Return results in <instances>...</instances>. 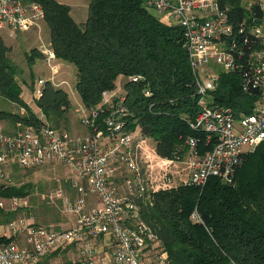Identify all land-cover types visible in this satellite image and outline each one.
Masks as SVG:
<instances>
[{"label": "built area", "instance_id": "1", "mask_svg": "<svg viewBox=\"0 0 264 264\" xmlns=\"http://www.w3.org/2000/svg\"><path fill=\"white\" fill-rule=\"evenodd\" d=\"M144 3L182 29L198 95V113L188 124L204 133L209 147L199 151V138L186 135L187 150L181 159L157 155L139 130H126L125 94L117 89L104 90L93 107L77 105L81 125L90 128L83 135L48 122L12 132L0 126V188L13 184L14 166L32 169L61 162L65 166L61 180L72 193L57 178L47 200L59 201L61 210L74 217L66 228L39 224L20 213L25 206L22 196L0 194V264H39L71 243L79 246L82 264H172L158 235L142 219L139 201L153 190L175 186L173 168L178 163L186 172L182 184L200 187L210 177L231 182L246 155L264 141V0H258L259 16L251 15L247 33L242 25L233 28L228 8L220 0ZM43 19L44 8L36 1L0 0V33L5 30L13 36ZM38 50L50 73L41 83L55 84L58 63L51 43L43 40ZM211 65L225 72L238 70L241 88L257 93L251 112L236 115L210 99L219 74L206 72ZM141 79V75L129 76L131 81ZM156 159L161 180L155 187L147 171ZM2 210L11 216L2 219ZM191 217L199 220L196 211ZM99 236L109 242L110 252L99 251Z\"/></svg>", "mask_w": 264, "mask_h": 264}, {"label": "trees", "instance_id": "2", "mask_svg": "<svg viewBox=\"0 0 264 264\" xmlns=\"http://www.w3.org/2000/svg\"><path fill=\"white\" fill-rule=\"evenodd\" d=\"M32 1L44 8L56 58L75 67L74 88L81 104L95 106L104 90L117 89L118 77H125L126 130H139L152 139L161 157L181 159L186 135L199 138V151L209 147L204 133L188 124L198 113V95L180 26L161 21L144 0H89L83 22L73 18L66 3ZM220 4L228 8L235 30L242 25L247 33L251 15L259 16L257 4L249 9L240 0ZM9 49L0 34V97L24 111L0 109V119L38 125L40 119L20 96ZM36 51L27 53L28 63ZM131 75L143 79L131 81ZM44 84L37 105L47 115L52 112L51 125L60 127L59 116L70 107L68 94L50 80ZM210 93L215 103L236 115L251 112L257 100L254 90L241 88L238 70L219 71ZM29 191L27 185L0 188L5 196H25ZM139 205L142 219L158 235L172 264H264V141L246 155L231 182L210 177L202 187L179 183L151 191ZM193 211L199 220L191 217Z\"/></svg>", "mask_w": 264, "mask_h": 264}, {"label": "rangeland", "instance_id": "3", "mask_svg": "<svg viewBox=\"0 0 264 264\" xmlns=\"http://www.w3.org/2000/svg\"><path fill=\"white\" fill-rule=\"evenodd\" d=\"M57 1L66 3L70 6V13L76 21H85L88 14L89 0ZM240 2L243 6L249 9L251 5L257 4L258 0H240ZM149 10L154 13L161 21L165 22L166 24L173 25L164 16L155 12V10L151 8H149ZM0 34L2 35L5 43L10 48L7 52L10 62H12L17 69L15 77L21 88V98L27 103L28 106H30L31 110L40 119V123L48 122L50 124H55L51 119L55 118L54 114L49 112V115H47L48 113H46L37 105V100L42 97L45 86V84L43 85L41 83V78L45 79L50 75L49 69L43 62L42 55L38 50V46L43 40L50 42L49 31L44 19L40 21L39 26L36 28L31 27L25 31H18L13 36H9L5 30ZM33 48H36L37 53L33 58V61L28 63L27 53H29ZM58 61L59 60L57 59V63ZM211 71L219 72L221 70L216 66L211 65L206 69V72L209 73ZM55 77L56 83L52 86L65 90L70 101V107L64 111L61 116H59V126L73 134L83 135L88 133L87 129L81 125L78 113L75 110L77 105L81 103L80 98L74 88L75 67L73 65L61 63L58 66ZM61 80H65V83H57ZM124 81L125 77L121 76L118 77L116 83L117 91L121 93L124 92ZM210 99L212 98L210 97ZM0 100H2L0 103L1 110L18 113L23 109L17 104L2 97H0ZM5 121L7 123L6 128L1 124L0 126L6 132H12L27 125L21 121L12 122L9 119H6ZM146 140L152 147H154V142L152 139L146 138ZM156 162H159V159L153 160L152 165L149 166L147 171L155 187L157 186L156 184L161 180L160 168ZM173 170L175 173V184L178 185L181 183L186 172L183 170V164L181 163H178V166H175ZM64 173L65 166L61 162H49L48 164H45L41 167L32 169H22L15 166L12 167L10 175L12 177L13 185H27L30 190L27 195L22 196L23 200L25 201V206L20 209V213L27 216H32L33 220L39 224L50 225L55 228L66 226L69 221V216L71 215H68L61 210L59 201L56 204H52L47 200L48 195H51V193H53L54 189L57 187V178L60 179L59 183L66 188L67 193H72V191L67 187V184L61 180L63 179ZM123 174L124 172L121 171L120 178ZM2 211H4L1 213L2 219L11 216V213H8L5 210ZM63 254H65L64 251H55L53 254L49 255L50 257L46 258L42 264H72L71 260L66 259L64 257L65 255Z\"/></svg>", "mask_w": 264, "mask_h": 264}, {"label": "crops", "instance_id": "4", "mask_svg": "<svg viewBox=\"0 0 264 264\" xmlns=\"http://www.w3.org/2000/svg\"><path fill=\"white\" fill-rule=\"evenodd\" d=\"M77 22H82V20L81 21H77ZM34 27L36 28L37 26H34ZM61 63H64V64L66 63V64L70 65L67 62H64V61L60 62V60H59L58 61V66ZM1 102H2V100H0V103ZM20 112L22 113L23 109ZM5 120L6 119H0V122H1L0 124L3 125V127L6 128L7 123H6ZM119 179L120 178L117 177V180H119ZM90 201L92 202L93 199H90ZM73 222H74V217L73 216H69L68 224L66 226H64V227H61V228L69 227ZM97 245H98L99 251H101L102 253H108V252L111 251V246L109 245V242L103 236H99L98 237ZM57 251H64V253H65V254H63V255H65L64 257L66 259L71 260L72 264H82L80 262L79 246L76 243H71V244L67 245L64 249L57 250ZM48 257H50V256L45 257L39 264H42V262Z\"/></svg>", "mask_w": 264, "mask_h": 264}]
</instances>
